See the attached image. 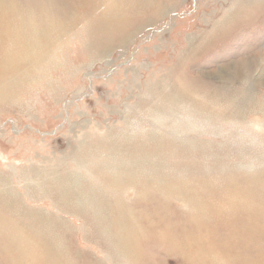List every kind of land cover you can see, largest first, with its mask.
<instances>
[{"label":"rangeland","instance_id":"374dc122","mask_svg":"<svg viewBox=\"0 0 264 264\" xmlns=\"http://www.w3.org/2000/svg\"><path fill=\"white\" fill-rule=\"evenodd\" d=\"M0 264H264V0H0Z\"/></svg>","mask_w":264,"mask_h":264}]
</instances>
